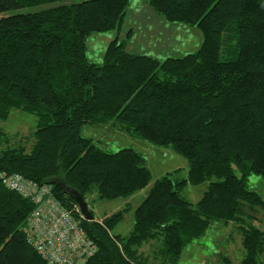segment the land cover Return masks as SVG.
<instances>
[{
    "label": "trees",
    "instance_id": "16d2710c",
    "mask_svg": "<svg viewBox=\"0 0 264 264\" xmlns=\"http://www.w3.org/2000/svg\"><path fill=\"white\" fill-rule=\"evenodd\" d=\"M145 1L167 22L199 29L201 47L159 60L115 39L95 64L87 37L120 29L130 0H0V121L13 110L36 117L30 146L12 145L0 127V175L49 185L71 210L76 204L64 189L85 200L91 191L107 200L129 197L151 183L145 156L133 148L106 152L80 132L87 123H112L172 148L189 170L154 183L127 235L110 230L131 207L83 220L97 247L84 264H138L140 248L154 240L176 261L218 222L241 230V264H263L264 228L254 211H264V199L249 178H264V0ZM204 184L198 202L182 195ZM33 209L0 176V264H47L27 241Z\"/></svg>",
    "mask_w": 264,
    "mask_h": 264
},
{
    "label": "rangeland",
    "instance_id": "374dc122",
    "mask_svg": "<svg viewBox=\"0 0 264 264\" xmlns=\"http://www.w3.org/2000/svg\"><path fill=\"white\" fill-rule=\"evenodd\" d=\"M141 4H146L153 11L145 0H130L128 8H132L133 6L135 9H140L141 7L139 6ZM38 9L41 8L34 10ZM146 13L147 10L141 12V14ZM153 13L160 17L156 12L153 11ZM135 16H131L126 20V23L132 21L131 30L129 28H122L125 27L124 19L120 27L121 30L115 29L88 36L86 40V56L89 62L95 64H101L103 62L104 53L108 46L107 37L115 35V39L120 43H124L126 49L129 48L133 54H144L159 60L180 58L187 54L195 53L202 45V33L194 26L179 23H173V26H169L172 24L170 23L165 28L155 23L156 21L152 17H143L138 21L134 18ZM170 27L174 28L169 29ZM161 29L169 32L171 38L162 36L163 34H157ZM35 123L36 117L18 110H13L7 120L0 121V127L8 134L9 141L12 145H16L22 141L30 146L34 142L31 133L35 127ZM80 132L83 137L92 139L98 147L109 153L117 152L123 148L135 149L145 156L146 165L151 172L150 185L136 194L131 195L132 197L129 196L115 200L101 199L97 191H91L87 196L86 201L89 210L93 213L95 219H104L114 213L125 210L127 207H131L130 210L124 212V218L110 230L113 235L124 236L130 233L134 225V210L146 198L150 188L158 179L178 169H180L179 172L182 177L187 176L189 170L188 160L178 155L172 148L158 147L147 141L130 136L117 129L112 123H108L107 125L87 123L81 126ZM206 188L207 184L196 187L187 186L182 195L189 202L196 203L200 200ZM249 188L258 192L264 199V178L256 175L250 176ZM75 204L79 208L76 202ZM254 214L258 218V221L263 224L262 227L264 228V211L257 209L254 211ZM255 225L260 226V224ZM217 226L218 224H213L209 228L206 236L194 241V244L187 249L184 248L183 262L187 264H201V261H203L201 253L205 257L211 258L212 255L209 256L210 254L218 253L220 248L224 247L227 238L220 227L217 230ZM233 234L235 237H239L240 235L238 231L233 232ZM157 242L160 250L161 242Z\"/></svg>",
    "mask_w": 264,
    "mask_h": 264
},
{
    "label": "built area",
    "instance_id": "2783aa9c",
    "mask_svg": "<svg viewBox=\"0 0 264 264\" xmlns=\"http://www.w3.org/2000/svg\"><path fill=\"white\" fill-rule=\"evenodd\" d=\"M0 176L3 185L33 203L26 237L47 264H84L97 252L82 227L84 216L77 206L74 216L53 196L51 186H40L19 174Z\"/></svg>",
    "mask_w": 264,
    "mask_h": 264
},
{
    "label": "crops",
    "instance_id": "0c3cea01",
    "mask_svg": "<svg viewBox=\"0 0 264 264\" xmlns=\"http://www.w3.org/2000/svg\"><path fill=\"white\" fill-rule=\"evenodd\" d=\"M149 6H150V4H149ZM139 7H141V8L135 9V8H133V6H132V8H130V7L128 8V10L126 11V15L124 17V19H125L124 26L125 27H122V28H129L130 30L132 29L131 28L132 21L131 22L128 21L126 23V20L129 17L134 16V15L137 16V17L135 16L134 18L138 21L140 19H142L143 17H147V18L152 17L153 20L156 21L155 23H157L160 26L165 27V28H166V26H168V24H170V22H167L160 14H159L160 17L155 15V13H153V11L154 12H156V11L151 6L150 7L152 8L153 11H151V9H149L146 4L145 5L141 4ZM144 10H147L146 14H148V15L141 14V12ZM179 24H181V23H179ZM169 26H173V23L170 24ZM172 28H174V27H170L169 29H172ZM120 30H121V28H120ZM157 34H159V35L163 34L162 36H167V37L171 38V36L169 35V32H166V30H164V29H161L159 31V33L157 32ZM147 35H150V34H147ZM115 36L107 37V43L109 44L112 40H114ZM127 50L130 52L129 48H127ZM205 190H204V192H205ZM204 192H203V194H204ZM203 194H202V196H203ZM202 196H201V198H202ZM96 220L102 221L103 218L102 219H96ZM215 224H218L217 230H218V227H220L222 229V232H223V234H225L227 240L224 244V247L220 248V251H218V253H212L209 255V256L212 255L211 258L205 257L201 253V256L203 257V261H201V264H241V262L243 261V259L245 257V249L243 246L244 237H243V234L241 233V230L237 226H235V224H233L231 222L230 223L218 222ZM236 231H238L240 233L239 237L234 236L233 232H236ZM193 244H194V241L185 245V248L187 249L189 246H191ZM183 252H184V249H183ZM183 252H182L181 256L176 261H172L164 253L162 248L159 250L158 242L156 240H154V241H151V242H148V243H145L144 245H142V247L140 248V251H139L137 262H138V264H187L186 262H183V256H184ZM237 255H239V257H237ZM226 258L229 260L226 261L225 260ZM262 263L264 264V256L262 259Z\"/></svg>",
    "mask_w": 264,
    "mask_h": 264
},
{
    "label": "water",
    "instance_id": "95a60500",
    "mask_svg": "<svg viewBox=\"0 0 264 264\" xmlns=\"http://www.w3.org/2000/svg\"><path fill=\"white\" fill-rule=\"evenodd\" d=\"M64 191L77 203L86 220H94L93 213L89 210L88 203L82 194L73 189H64Z\"/></svg>",
    "mask_w": 264,
    "mask_h": 264
},
{
    "label": "bare ground",
    "instance_id": "6f19581e",
    "mask_svg": "<svg viewBox=\"0 0 264 264\" xmlns=\"http://www.w3.org/2000/svg\"><path fill=\"white\" fill-rule=\"evenodd\" d=\"M72 214L75 216V214H76V213H75V211H74V210H72ZM84 219H85V217H84ZM85 220H86V219H85Z\"/></svg>",
    "mask_w": 264,
    "mask_h": 264
}]
</instances>
